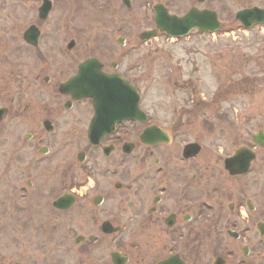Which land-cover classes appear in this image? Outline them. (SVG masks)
<instances>
[{
  "label": "flooded vegetation",
  "instance_id": "af4514ba",
  "mask_svg": "<svg viewBox=\"0 0 264 264\" xmlns=\"http://www.w3.org/2000/svg\"><path fill=\"white\" fill-rule=\"evenodd\" d=\"M176 1L0 0V264H264V128L251 138L225 128L214 153L212 122L179 146L189 112L169 123L144 106L141 83L156 68L130 55L177 42L152 45L160 31L128 38L132 18L152 19L142 39L164 8L216 10L214 0H186L183 10ZM107 33L116 47L103 43ZM81 66L95 96L138 88L142 115L64 88ZM171 81L198 92L194 80Z\"/></svg>",
  "mask_w": 264,
  "mask_h": 264
},
{
  "label": "rangeland",
  "instance_id": "374dc122",
  "mask_svg": "<svg viewBox=\"0 0 264 264\" xmlns=\"http://www.w3.org/2000/svg\"><path fill=\"white\" fill-rule=\"evenodd\" d=\"M239 2L214 0L215 8L226 26L215 34H196L174 41L177 44L153 49L149 56L145 49L130 55L143 60H133L130 64L139 62L138 68H144V64L152 63L156 68L153 77L141 83L145 86L140 88L147 92L143 101L146 108L159 112L169 123L174 121L178 109L189 112L183 115L181 121L190 120L191 124L185 126L186 136H178L176 145L181 146L192 140L191 132H205L208 126L204 123L208 122L215 126L212 130L215 134L210 137L214 140L209 141L212 151L224 148V142L217 139L225 138L222 137L225 128L247 131L248 138L252 133L259 132V128H264V25L246 30L234 23L236 19L229 16L245 5ZM251 3L264 7V0H252ZM176 4L182 10L188 5L186 0H177ZM111 18L108 12H104L102 20L106 26L113 23ZM151 25V17L135 16L128 26V38L139 40L138 34ZM230 25H233V29L229 28ZM114 37V34L107 33L103 43L112 41V45ZM163 41L170 42L160 39L154 40L152 45H164ZM112 46L116 47L114 44ZM138 71L136 69L134 73ZM175 78L180 83L194 80L198 92L176 87L175 82L171 81ZM15 229L10 225L7 237L11 255H16L21 247Z\"/></svg>",
  "mask_w": 264,
  "mask_h": 264
},
{
  "label": "water",
  "instance_id": "95a60500",
  "mask_svg": "<svg viewBox=\"0 0 264 264\" xmlns=\"http://www.w3.org/2000/svg\"><path fill=\"white\" fill-rule=\"evenodd\" d=\"M241 18H251L252 24L264 22V10L254 8L250 12H244L240 14ZM215 14H209V13H202L198 10H193L191 13L186 15L183 18H177V17H170L166 20V25H162L163 29H166L170 34L173 35H182L184 31H188L194 26H199L201 29H215L218 26V22L214 20ZM211 19V20H210ZM245 21V20H244ZM84 69V66L82 67V71ZM82 83H83V77L82 75L78 76L77 78H74L70 83V88L74 92L75 95L81 96L82 91ZM92 93H94L92 91ZM91 94V93H89ZM100 99V98H98ZM115 101H118V99H114ZM138 98L136 99L137 102ZM123 99L117 102L118 106H122ZM138 106V103H136ZM137 106L135 108H137ZM134 111V110H133Z\"/></svg>",
  "mask_w": 264,
  "mask_h": 264
}]
</instances>
